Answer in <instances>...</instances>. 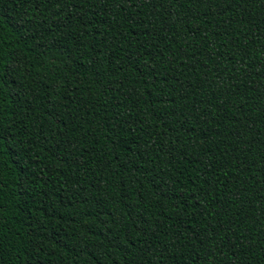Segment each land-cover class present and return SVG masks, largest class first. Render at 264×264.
<instances>
[{
  "label": "trees",
  "instance_id": "16d2710c",
  "mask_svg": "<svg viewBox=\"0 0 264 264\" xmlns=\"http://www.w3.org/2000/svg\"><path fill=\"white\" fill-rule=\"evenodd\" d=\"M0 264H264V0H0Z\"/></svg>",
  "mask_w": 264,
  "mask_h": 264
}]
</instances>
